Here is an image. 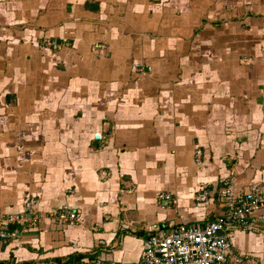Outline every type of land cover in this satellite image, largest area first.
Returning a JSON list of instances; mask_svg holds the SVG:
<instances>
[{
    "label": "crops",
    "instance_id": "obj_1",
    "mask_svg": "<svg viewBox=\"0 0 264 264\" xmlns=\"http://www.w3.org/2000/svg\"><path fill=\"white\" fill-rule=\"evenodd\" d=\"M232 174L264 186V0H0V215L36 199L0 264H134L154 225L222 218ZM262 231L231 230L241 264Z\"/></svg>",
    "mask_w": 264,
    "mask_h": 264
},
{
    "label": "built area",
    "instance_id": "obj_2",
    "mask_svg": "<svg viewBox=\"0 0 264 264\" xmlns=\"http://www.w3.org/2000/svg\"><path fill=\"white\" fill-rule=\"evenodd\" d=\"M46 46L57 49L59 45L47 41ZM105 49V45L97 43L93 51ZM144 73V67L137 65ZM150 69V67H149ZM97 140L105 141L101 133L95 135ZM203 152L198 149L196 162L202 163ZM225 186L220 191V198L226 207V214L205 227L200 225L179 224L171 230L162 229L154 225L147 239L145 249L134 264H241V254L234 250L231 230L235 227L247 231H262L257 223L260 220L255 215L264 209V186L250 185L249 189L239 195L236 188V176L232 174L223 180ZM161 198L169 195L161 194ZM207 194L200 195L198 199L205 200ZM36 215V199L30 198L25 204L24 213H10L0 215V243L17 239L19 233L17 226L33 222ZM253 216L251 222L247 217ZM57 219L62 223L75 222L79 214L67 207L58 214ZM263 239H264V231ZM64 264H104L98 257L83 259Z\"/></svg>",
    "mask_w": 264,
    "mask_h": 264
},
{
    "label": "trees",
    "instance_id": "obj_3",
    "mask_svg": "<svg viewBox=\"0 0 264 264\" xmlns=\"http://www.w3.org/2000/svg\"><path fill=\"white\" fill-rule=\"evenodd\" d=\"M80 260H83L82 256H78L75 260L71 259L70 261H67V263L74 262V261H80ZM90 260H92V259H90Z\"/></svg>",
    "mask_w": 264,
    "mask_h": 264
}]
</instances>
